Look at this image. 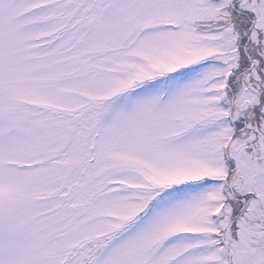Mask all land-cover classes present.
I'll list each match as a JSON object with an SVG mask.
<instances>
[{
    "label": "snow or ice",
    "instance_id": "1",
    "mask_svg": "<svg viewBox=\"0 0 264 264\" xmlns=\"http://www.w3.org/2000/svg\"><path fill=\"white\" fill-rule=\"evenodd\" d=\"M0 264H264V0H0Z\"/></svg>",
    "mask_w": 264,
    "mask_h": 264
}]
</instances>
